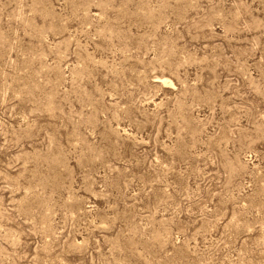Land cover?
I'll return each instance as SVG.
<instances>
[{
  "label": "rangeland",
  "instance_id": "1",
  "mask_svg": "<svg viewBox=\"0 0 264 264\" xmlns=\"http://www.w3.org/2000/svg\"><path fill=\"white\" fill-rule=\"evenodd\" d=\"M0 264H264V0H0Z\"/></svg>",
  "mask_w": 264,
  "mask_h": 264
}]
</instances>
